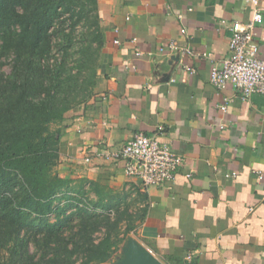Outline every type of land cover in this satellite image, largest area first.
Returning a JSON list of instances; mask_svg holds the SVG:
<instances>
[{
	"label": "crops",
	"instance_id": "obj_1",
	"mask_svg": "<svg viewBox=\"0 0 264 264\" xmlns=\"http://www.w3.org/2000/svg\"><path fill=\"white\" fill-rule=\"evenodd\" d=\"M256 1L97 0L94 97L52 128L60 177L93 181L140 216L123 248L134 243L161 264H264V96L243 100L209 80L229 53L231 23L257 9L264 60V0ZM136 134L182 158L172 182L143 189L123 161L95 157ZM123 248L102 264H122Z\"/></svg>",
	"mask_w": 264,
	"mask_h": 264
},
{
	"label": "trees",
	"instance_id": "obj_2",
	"mask_svg": "<svg viewBox=\"0 0 264 264\" xmlns=\"http://www.w3.org/2000/svg\"><path fill=\"white\" fill-rule=\"evenodd\" d=\"M97 18V0H0V264H102L135 227L122 197L58 174L52 127L94 97Z\"/></svg>",
	"mask_w": 264,
	"mask_h": 264
},
{
	"label": "built area",
	"instance_id": "obj_3",
	"mask_svg": "<svg viewBox=\"0 0 264 264\" xmlns=\"http://www.w3.org/2000/svg\"><path fill=\"white\" fill-rule=\"evenodd\" d=\"M251 1L254 5L257 3L256 0ZM261 21L262 13L257 9L253 11L249 22L231 23L228 28L229 53L220 67L213 66L210 70L209 80L215 88L221 90L231 84L241 92L243 100H247L252 94L264 96V60L257 57L254 33V28ZM131 41L134 42L135 39ZM169 47L173 48V44ZM140 54L139 51L135 53L136 56ZM220 109L226 111L227 107L223 105ZM95 157L106 161H123L125 175L137 178L143 189L161 187L172 182L182 165V158L171 151L169 144L159 141L155 136L143 134H136L124 145L103 150ZM84 161L89 163L90 158H85ZM258 179H261L260 173Z\"/></svg>",
	"mask_w": 264,
	"mask_h": 264
},
{
	"label": "water",
	"instance_id": "obj_4",
	"mask_svg": "<svg viewBox=\"0 0 264 264\" xmlns=\"http://www.w3.org/2000/svg\"><path fill=\"white\" fill-rule=\"evenodd\" d=\"M125 259L122 264H161L150 252L139 250L134 243H129L123 248Z\"/></svg>",
	"mask_w": 264,
	"mask_h": 264
},
{
	"label": "rangeland",
	"instance_id": "obj_5",
	"mask_svg": "<svg viewBox=\"0 0 264 264\" xmlns=\"http://www.w3.org/2000/svg\"><path fill=\"white\" fill-rule=\"evenodd\" d=\"M67 26V25H66ZM76 29H77V31L75 32V34H76V41H75V45H78L79 43V39H80V37H79V35L81 34V33H83L85 30H86V27L82 24V23H80V24H78L77 25V27H76ZM72 66V65H71ZM5 70L7 71V70H9V68L8 67H5ZM93 92H94V90H93ZM53 129V128H52ZM54 130V129H53ZM59 174V173H58ZM60 176V175H59ZM90 197L91 198H93V195L91 194L90 195ZM125 201H123V204H121V207H123V208H125ZM126 208L128 209V212L130 213V215L132 216V219L134 220L133 221V224H135L134 226V228H136V226H137V221L138 220H136V214H133V213H131L130 211H129V206H127L126 205ZM51 219L53 220V215L51 216ZM121 224H123V223H121ZM121 226V232H120V235H119V238H123L124 239V241L123 242H121L120 244H119V252L117 251L116 253H117V255H119V254H121L122 253V248H123V246H124V244L126 243V239H127V233L126 234H123L122 232L124 231L123 229H124V225H120ZM97 234V236H100L102 233H96ZM122 240V239H121ZM126 247V246H125ZM114 256V255H113Z\"/></svg>",
	"mask_w": 264,
	"mask_h": 264
}]
</instances>
